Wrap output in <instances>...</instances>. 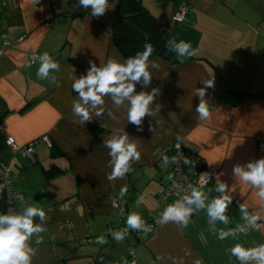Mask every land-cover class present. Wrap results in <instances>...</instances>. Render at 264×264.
<instances>
[{"label": "crops", "instance_id": "obj_1", "mask_svg": "<svg viewBox=\"0 0 264 264\" xmlns=\"http://www.w3.org/2000/svg\"><path fill=\"white\" fill-rule=\"evenodd\" d=\"M141 3L161 24L164 39L189 43L197 54L191 58L175 54L177 62L150 59L160 66L152 70L151 85L161 92L151 106L159 111L154 118H146L144 130L138 132L136 126L127 125L126 106L115 109L107 97L115 120L105 114L81 124L71 113L76 93H72L70 77L84 73L89 60L99 66L110 57L124 59L109 35L115 2H110L113 9L93 18L90 7L88 12L74 11L72 0H0V173L2 167L8 168L11 188L21 197L12 200L15 212L34 205L47 214L46 231L29 241L37 250L33 264H129L130 250L137 264H172L171 258H182L184 264H236L227 248L237 242L264 243V228L238 241L216 239L204 211L194 213L187 227L156 223L164 209L159 195L169 182L170 162L164 164L162 156L177 136L197 149L206 170L223 171L225 175L217 179L229 186L234 183V164L264 156V0ZM183 5L188 7L183 20L173 21ZM3 37L10 47L2 45ZM44 52L60 65L58 72L50 73L55 82L37 77L38 59L29 62V55L39 57ZM205 79H214V87L206 94L212 117L200 121L194 90L203 87L200 81ZM121 128H127L141 158L123 179L110 182L106 178L111 171L108 150L102 141ZM43 136L49 137L52 149L35 144L32 162L5 145L7 137L27 146ZM51 167L59 173L46 177L44 172ZM217 179L203 190L213 189ZM125 185L128 191L121 197ZM230 195L234 201L228 227L241 222L237 201L246 203L248 211L260 214L264 221V205L249 185L235 184ZM140 196L143 201L137 205ZM7 202L0 183V213L8 212ZM115 202L127 215L136 212L154 224L146 239L128 233L122 242L113 240L109 230L120 226ZM224 227L217 224L218 229ZM101 235L107 244L95 243Z\"/></svg>", "mask_w": 264, "mask_h": 264}, {"label": "clouds", "instance_id": "obj_2", "mask_svg": "<svg viewBox=\"0 0 264 264\" xmlns=\"http://www.w3.org/2000/svg\"><path fill=\"white\" fill-rule=\"evenodd\" d=\"M39 3V0H36ZM91 9L88 12V9ZM82 8L85 12L91 14L93 18L103 16L107 11L113 9L110 6V0H72V9ZM168 50L177 55V57L191 58L197 54L191 44L184 41L179 43L169 41ZM153 52L150 44H145L142 52H137L134 56H129L122 61L117 58H108L106 62L97 63L93 60L88 61L86 71L79 76L76 74L70 77L72 93H76L71 104V113L81 124H88L93 121V117H103L105 114L115 120V112L107 107L105 98H109L115 109L126 106L125 118L127 125L136 126L138 132H142L143 124L146 118H154L156 111L152 105L161 95L158 87H151L153 81L152 70H158L159 64L150 61L149 57ZM38 59L39 68L36 75L39 79H51L55 82V76L50 77V73L58 72L60 65L57 61L44 52ZM30 66V65H29ZM203 87L194 90V96L198 98L195 111L200 121H208L212 117L206 94L208 89L214 87V79L200 81ZM140 91H137V87ZM150 89V90H149ZM127 128L115 130L108 138L103 139L102 145L108 150V167L111 171L107 174V180L112 182L117 179H123L130 171L132 164L139 161L141 153L138 151L137 144L132 141ZM149 131L153 132L152 125H149ZM175 145L177 151L180 150L181 137L177 136ZM12 141L9 140V143ZM261 151H264V144L261 145ZM164 164L176 162V158L162 156ZM184 163H190L189 158L184 157ZM225 175L223 171L219 173L205 172L200 174L201 187L189 183L182 185L173 181L172 187L180 195L173 203L164 207L163 211L156 219L160 226L172 222L181 227H187L194 213L204 211L211 231L216 239L225 241L231 238L239 240L241 237H247L252 232H258L264 228V221L260 214H252L248 211L246 203L236 202V208L239 212V220L235 227H228L232 222L229 209L233 205L234 198L230 195L235 184L249 185L254 190L255 197L264 205V156L259 159L249 160L245 164H234L231 170V178L234 183L229 186L221 177ZM169 180H173L170 175ZM217 179L215 187L203 190V185L211 180ZM127 186L120 189L119 195L123 197L127 193ZM217 195L210 196L211 192ZM143 201V196L136 200L139 205ZM123 214V212L121 213ZM38 218L39 222H36ZM47 214L44 209L27 205L20 212L9 210L7 213H0V264H33V258L36 256V248L29 241L33 236L39 237V234L46 231L45 223ZM222 224L224 228H217V224ZM148 233L151 226L147 225L141 215L132 212L126 216L125 227L122 230H109V235L116 242H122L126 239L129 231ZM107 238L104 235L98 236L95 243L107 244ZM229 258H234L236 264H264V243H254L252 246L237 242L226 249ZM158 259H163L158 257ZM172 264H184L183 259L171 258ZM196 264H200L199 261Z\"/></svg>", "mask_w": 264, "mask_h": 264}, {"label": "built area", "instance_id": "obj_3", "mask_svg": "<svg viewBox=\"0 0 264 264\" xmlns=\"http://www.w3.org/2000/svg\"><path fill=\"white\" fill-rule=\"evenodd\" d=\"M115 1L116 0H110V2H115ZM187 9L188 7L185 5L180 7V9L173 15L172 20L175 22H181L183 20V16L186 13ZM2 39H3L2 45L4 47L11 46V44L8 41H6L4 37ZM34 57L38 58V55H29V62L31 64H34V62L36 61L33 59ZM9 140H11L12 142L9 143ZM37 142H41L42 144L46 145L48 148L51 147V142L48 136H43L40 139H38V141H34L27 146H19L12 137H7L5 141V145L14 155H18L21 158L32 162L35 156L34 145ZM177 142L178 141L176 140L175 143L173 144L174 147ZM180 144H181L180 150L177 151L175 147L171 152V157H170V158L172 157L176 158L175 163H172L170 160V169L168 174V176L171 175L173 177V180H169L167 186L164 188L163 192L159 195V201L161 205L164 207L167 206V202L170 199L176 200L179 198L180 193L172 187L173 181L182 185H187L191 183L194 186L201 187V184L198 183L200 181V174L209 172L208 170L205 169L204 163L201 160V158H199L197 149L191 143H189L185 138H182ZM184 157L189 158L190 160L189 164L186 165L184 163ZM211 181L208 184L203 185V187L208 186L211 183ZM0 183L2 184L3 189L7 193L8 212L9 210L14 211L12 207V200L13 199L20 200L21 197L20 195L15 193L11 188V174L7 167H2L0 173ZM114 208L117 209V213L119 214L120 226L118 230H122L125 227V219L127 213L125 209L122 206H120L117 202L114 203ZM122 212L123 214H121ZM144 221L146 222L147 225L151 226V231H152L154 224L148 220H144ZM151 231L148 233H144L142 231L137 232L135 230H131L128 233H133L140 239H146L148 235L151 233ZM128 257H129V264H137V260L133 250H130L128 252Z\"/></svg>", "mask_w": 264, "mask_h": 264}, {"label": "trees", "instance_id": "obj_4", "mask_svg": "<svg viewBox=\"0 0 264 264\" xmlns=\"http://www.w3.org/2000/svg\"><path fill=\"white\" fill-rule=\"evenodd\" d=\"M115 3L116 11L109 35L124 59L134 56L137 52H142L145 44H150L153 52L149 60L160 58L177 62L175 53L168 50L169 41L162 37L161 24L145 9L141 0H116ZM174 148V145L169 148L167 156L171 157ZM44 173L46 177L55 176L59 173V169L51 167Z\"/></svg>", "mask_w": 264, "mask_h": 264}]
</instances>
